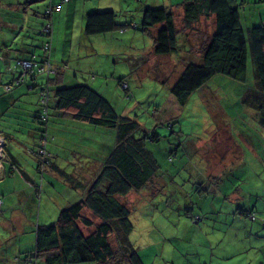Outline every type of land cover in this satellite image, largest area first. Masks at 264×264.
<instances>
[{
  "label": "rangeland",
  "instance_id": "rangeland-1",
  "mask_svg": "<svg viewBox=\"0 0 264 264\" xmlns=\"http://www.w3.org/2000/svg\"><path fill=\"white\" fill-rule=\"evenodd\" d=\"M55 1L61 2V8L55 9L52 15L53 30L50 37L40 31L49 20L43 15L49 0H0V53L7 45H22L21 50L14 47L15 51L9 55L13 64H16V57H21L19 51H23L25 46L30 47V56L36 53V59L41 60L45 53L43 45L51 38V57L55 67L62 69L66 75L71 72L77 74L75 82L89 84L113 104L119 115L136 118L145 126L146 132L156 128L159 138L148 139L147 143L160 164L157 177L137 192L131 191L119 198L130 205L134 229L129 238L144 263L199 264L200 255L206 251L208 255L211 254L210 242L214 243L215 258L226 254V250L231 247L250 249L255 256L254 249L260 244L264 245V222L259 218L254 220L246 217L236 212V209L241 202L240 197L246 196L243 202L245 206L249 197L260 198L264 202V184H259L261 179L253 178L250 181L248 178L249 171L257 167L264 171V128L256 126V123L261 124V104L259 111L254 107H246L241 96L245 83L221 72L213 74L192 91L183 104L171 92L186 63L200 60L202 48L215 27L214 17L200 18L204 28L199 22L198 27L181 28L178 50L157 53L153 48V35L160 24L152 27L150 32L131 24H136L144 5L170 8L171 4H175L174 8L182 11V7L176 5L181 0H114L118 4V7H114L118 12L117 20L131 24L94 34L85 33V21L82 25L81 18L85 19V13L91 8L90 2L95 0ZM241 1L234 3L243 5L241 20L245 27L264 22V0ZM30 5L38 7L41 13H27L25 6ZM181 15V12L175 14L178 27L182 25ZM30 18L35 22L28 21ZM195 31H198V35ZM249 66L252 67L250 59ZM16 68V73H19L21 66ZM251 73L250 69L247 82L252 80ZM27 74L24 72V75ZM38 75L42 82L47 78L43 72ZM122 79L127 80L128 87H123ZM171 119L175 120L172 125L168 123ZM74 120L77 123L68 124L70 130L66 126L67 122H57L53 117L47 121V128L42 123L45 120L39 122V126L47 132V135L41 136L46 138L49 158L53 161L60 155L59 164L69 172L75 170L76 178L70 173L67 175L69 179L50 178L47 172L49 163H45L43 174L35 168L36 183L33 182L35 187L38 186L37 181L43 182L42 198V190L36 187L35 204L28 211L29 214L25 215L24 209H21L22 212L6 209V215L11 213V216L8 225L0 222V264L6 261L13 264L12 256H15V247L20 243L28 248L24 253H34L35 240H31L29 235L32 233L35 237L38 222L51 221L67 201L79 199L85 190L82 182L89 169L87 165L104 160L103 147L99 151L91 149V146L97 147L92 145L94 140H103L104 146L108 141L109 148L113 144L114 128L98 126L92 129L80 124L84 121ZM4 123H7L5 115L0 119V125ZM31 127V124L26 123L16 132L27 140V145L31 144L28 147L11 136L5 139L0 133L5 150L7 143L8 148L16 150L20 163L25 168L31 167L30 170L38 164L32 150L37 151L43 141L39 131L32 144L34 137L31 132L35 129ZM60 128L65 129L64 133L72 141L77 136L72 148L66 142H61L63 135ZM0 129L3 127L0 126ZM65 139L68 137H63V141ZM186 139L193 143L201 140L202 146L192 152L190 157L183 151L189 148L186 144L171 151L177 143ZM73 148L77 153L70 162V149ZM10 179V184L16 185L15 179ZM185 209H189V213ZM82 212L93 222L89 226L82 224V229L88 233L99 218L87 207ZM192 213L201 214L198 221L191 219ZM22 222L28 225L25 231L23 227H18ZM202 223L205 230L201 229ZM37 261L38 264H44L40 259Z\"/></svg>",
  "mask_w": 264,
  "mask_h": 264
},
{
  "label": "trees",
  "instance_id": "trees-1",
  "mask_svg": "<svg viewBox=\"0 0 264 264\" xmlns=\"http://www.w3.org/2000/svg\"><path fill=\"white\" fill-rule=\"evenodd\" d=\"M238 1L181 0L176 5L181 6L182 11L175 9V4H171L170 8L147 4L142 7V13L138 16L136 24L119 22L117 20L118 12L114 9L90 10L85 13L84 31L87 34L104 33L131 24L143 31L150 32L152 27L161 24L153 35V48L157 53H169L179 48L178 34H180L181 28L196 27V23L202 16L206 18L213 16L215 27L207 39V44L202 48L200 60L186 63L183 72L172 86L171 92L177 95L178 100L183 104L190 93L213 74L217 72L227 74L245 83L242 86L241 96L246 107H254L256 111H259L261 104L260 125L262 126L264 125V22L245 27L241 20L243 5L241 6L240 2L234 3ZM30 7L31 5L25 6L27 12L32 11ZM60 8L61 2L49 0L43 12V15L49 20L42 25L40 31L50 37L53 30L52 15L55 9ZM35 10V13H41L38 7ZM32 12L34 14V11ZM177 12L182 14V25L179 27L176 26L175 21ZM46 44H50V48L45 47ZM52 45L51 38L44 43L45 53L41 60L36 59L37 54L33 53L30 57H16V64H13L12 58L5 59V55L0 54V84L7 92L20 85L27 89L33 88L36 84L35 80L39 76L37 73L43 72L47 74V78L44 82L39 83V108L35 118L41 122L45 120L42 122L45 123V128L48 127L47 121L53 117L52 112L55 111L59 115L82 120L93 128L98 126L114 128L115 140L95 178L84 188V194L74 202L62 207L59 214L48 223L38 222L35 228V237L32 233L29 235L30 239L34 238L35 240L34 253H24L28 248L20 249V243L15 247V256H12L13 264H38L37 259L42 260L44 264H72L85 261H89L90 264H145L141 254L129 238L134 229V223L130 218V205L128 206L119 198L131 191L137 192L157 177L160 164L148 146L147 140H156L160 134L154 129L146 132L145 126L136 118L119 115L113 104L89 84L85 82L61 84L58 80L66 72L54 66L55 63L51 57ZM23 59L34 62V72L21 64L20 61ZM249 59L252 67L249 66ZM17 66H21L19 73H16ZM250 69L252 80L247 82ZM24 72L28 74L24 75ZM54 84L55 86H53ZM44 88L49 91L47 103L41 98ZM42 118L44 119L42 120ZM168 121L172 125L175 120ZM39 131L41 138H43L41 135H47L44 127H40ZM74 140L77 142L76 135ZM181 144H185V141L177 143L171 151ZM32 151L38 161L35 168L43 174L45 169L40 170L42 160L39 157V151ZM46 158V163L49 165L53 163L49 156ZM5 162L8 165L7 172L19 173L25 184L33 187L34 193H36V187L40 190L43 189V182L37 181L36 185L38 186L35 187L36 182L34 183L32 180L34 178L31 177L32 179L29 180L24 175L18 164L8 158L7 150H5V157L0 165V174ZM259 170L261 171L260 168ZM263 173L264 171H249L248 178L250 181L253 178L261 179L259 184H264ZM245 177L247 178V175ZM86 181L82 182L83 186ZM0 194V197L4 196V193ZM19 207L21 208V206ZM84 207L91 209L99 218L89 233L84 232L80 225V222L85 226L93 223L92 219L83 214ZM21 209L25 210L23 207ZM21 209L18 211L22 212ZM185 211L189 213V209H185ZM244 211L246 216L256 219V211L253 208H244ZM26 214H29L28 211L25 212ZM190 217L196 222L201 214L192 213ZM30 219L33 220V218ZM20 225L24 231L28 227L23 222ZM209 246L212 248L211 254L208 255L206 251L200 255L199 264H211L210 257L214 253V244H209ZM234 249L243 252L241 248ZM245 253L249 257V251ZM227 255V253L224 254L226 260H228ZM1 258L3 259V255ZM3 264L9 263L6 261Z\"/></svg>",
  "mask_w": 264,
  "mask_h": 264
},
{
  "label": "crops",
  "instance_id": "crops-1",
  "mask_svg": "<svg viewBox=\"0 0 264 264\" xmlns=\"http://www.w3.org/2000/svg\"><path fill=\"white\" fill-rule=\"evenodd\" d=\"M84 3H86V2H84ZM84 3L82 4V7L84 6ZM89 7H91L90 10H97V9L106 10V9H112V8L114 10H117L114 7H118V4L116 2L114 3V0H95V1L90 2ZM30 8H32V11H34V13H35V11H36L35 8H37V7L35 5H31ZM32 11L30 14H33ZM83 20L85 21L84 17L81 18V24L82 25H83ZM28 21H34L35 22V20H33L32 18H30ZM198 22H199V25H201L203 27L201 19ZM160 26H161V24H160ZM196 27H198V24L196 25ZM196 32L198 35V31H195V33ZM182 34H185V36H189V34H187V32L182 33ZM21 46L20 45H7L6 48L4 49V51L0 54L5 55V59H9L10 53L15 51L14 47H17L16 50H21L20 49ZM19 52H20L19 56H23V57H30V54L32 53L30 50V47H26V46L24 47L23 51H19ZM5 62L7 63L6 60H5ZM39 77L40 76H38V78L35 80L36 81L35 86L33 88H29V89L25 88L23 85H20V86L14 87L13 90L7 92L4 90V88L0 84V119H2L3 115H5L6 121H7V123L0 125L1 127H3V129H0V133L5 137V139L10 138L9 136H11L14 139H17L22 145H24L26 147H28V145H31V144L27 145V140L25 138L17 135L16 132L19 131L18 129L20 126H23L26 123L31 124L33 126L31 128L35 129V131L31 132V135L34 137L32 144L36 140L35 138L37 137L39 129H40V126H39L40 121L38 120V118H35V117H37V112H38V108H39V105H38L39 104V83L42 82V80H40L41 78L39 79ZM75 79H77V74H75L74 72L72 74V72H71L68 75L64 74L63 77L60 78L58 81L61 84L67 85V84L75 83ZM242 91L243 90L241 89V93H242ZM178 111H176V113H178ZM53 119H56L57 122H59V121L60 122H67L66 126L68 127L69 130H70V128H69L70 126L68 125L69 123H74V122L77 123L74 119H72L70 117H65L63 115H59V113H57L55 111H53ZM80 124L83 126L91 127L92 129H94L91 125L89 126V124L86 122L80 123ZM256 126L260 129L264 128V125L260 126L258 123H256ZM60 130L62 131L61 135H63V137H68V139H65L66 141H63V137H62L61 142H66V144L72 148L73 144L76 143L75 140H73V141L70 140L69 135L64 133L65 129L60 128ZM154 130H156V128H154ZM114 140H115V137H114ZM200 141L201 140H198L197 143H193V142H189L186 139L185 144L188 145L187 147H189V148L184 149L183 150L184 153H186L190 157L192 152L198 151L200 149V147L202 146ZM103 142H104L103 140H100V142H97L96 140H94L92 145H96L97 147L91 146L92 147L91 149L95 150V151H99V149H102V147H103L104 148L103 155L102 154L101 155H102L103 159H105V157L108 155L111 147L109 148L110 143H108V141L106 142L105 146H104ZM77 144H79V143H77ZM6 150L8 153V158H10L11 160H13L15 163L18 164L19 168L24 173V175L29 179H32L31 177L34 178L35 166L32 168V170H30L31 167L25 168L24 165L22 163H20L18 157L16 156V150L8 148L7 143H6ZM70 150H71V156L69 157V159H70V162H72L71 159L76 157L77 152L74 150V148L70 149ZM59 158H60V155L55 157V160L52 161L53 163L50 164L51 166L49 165V169L47 170V172H49L50 178L60 179L59 177H63V178L69 179L67 176L69 173L72 174L76 178V175L74 174L75 170L72 172L67 171L63 166H61L59 164V162H58ZM89 161H91V160H89ZM262 161H264V158L262 159ZM102 162H103V160L98 161L95 164L90 162L87 165V168L89 167V169L86 171L87 174L85 175V178L87 181L85 180L86 182H85L84 188L87 187L89 185V183L95 178L96 173L99 169L98 165H101ZM2 169H3V172H2ZM7 171H8V165L5 162L3 164V167L1 168V174H0V193H4L3 202H2V205L0 208L1 213H2L0 216V222L5 226L10 223L9 216H11L10 212H9L10 213L9 216L6 215V212H7L6 209H10V211H13L15 209H21L19 207V206H21V207L25 208V211H31L34 204H35V199H34L35 190L33 189V187L27 186L25 184V182L23 181L22 176L19 173H17V172L12 173V172H7ZM256 171L262 172L259 170V167H257ZM72 175H71V177H73ZM252 177H256V176H252ZM10 178L15 179L16 185L10 184V181H11ZM32 180L36 182L35 178ZM262 188L263 187H261V189ZM235 191H238V190H235ZM243 191H246V190H243ZM42 193H43V189H42V192L40 194L41 198H42ZM240 200H241V202L239 203V206L240 205H242V206L241 207L237 206L236 212L241 213L244 216H246L245 215L246 212L244 211V208L245 209L253 208L256 211V216L254 215L256 217V219L259 218L262 222H264V208L262 207L264 205V202H261L260 198L254 199L253 197H249L248 202H247V206H245V204H243V202L246 201V196L240 197ZM74 201L75 200L67 201L64 206H66V205H68ZM16 211H18V210H16ZM258 213L260 215L259 217H258ZM246 217H248V216H246ZM251 219L256 220L255 218H251ZM45 223H48V222H45ZM82 224L83 223L80 222L81 226H82ZM20 226L21 225L19 223L18 227H20ZM200 226H201L202 230H205L204 223H202ZM252 228H253V225L250 226V230H252ZM12 233H13V230H12ZM9 237H12V235L11 236L9 235ZM1 242H2V240L0 239V244H1ZM212 244H214V243L210 242V245H212ZM19 248L22 250L24 249L22 244H20ZM234 248L231 247L230 250H226L227 254L229 255V258L227 255L228 260H226V256L222 255L223 253H220V255H222V256H219L217 258L214 257V253H213L212 257H210V263L211 264H264V245L263 244H260L257 248L254 249L255 256L249 250V257H247L248 254L245 253V252H248V249H242L243 250V252H242V251L234 249Z\"/></svg>",
  "mask_w": 264,
  "mask_h": 264
},
{
  "label": "built area",
  "instance_id": "built-area-1",
  "mask_svg": "<svg viewBox=\"0 0 264 264\" xmlns=\"http://www.w3.org/2000/svg\"><path fill=\"white\" fill-rule=\"evenodd\" d=\"M50 44H46L45 47L50 48ZM21 64L26 68V69H31L32 72H34V62L32 60L29 59H23L20 61ZM39 68L41 69V67L39 66ZM123 87L127 86V82L126 81H122ZM41 98L42 100L47 103L48 98H49V91L47 88H44L41 94ZM46 138H43L42 141V145L39 147L38 151H39V157L42 160V162L40 163V170L44 169V165L46 163V157L48 156V150L46 148ZM5 157V148H4V143H3V138L0 136V165L2 163V160ZM2 204V198L0 197V206Z\"/></svg>",
  "mask_w": 264,
  "mask_h": 264
},
{
  "label": "clouds",
  "instance_id": "clouds-1",
  "mask_svg": "<svg viewBox=\"0 0 264 264\" xmlns=\"http://www.w3.org/2000/svg\"><path fill=\"white\" fill-rule=\"evenodd\" d=\"M123 80L127 82V80H126V79H123ZM123 80H122V81H123ZM126 87H128V82H127V86H126Z\"/></svg>",
  "mask_w": 264,
  "mask_h": 264
}]
</instances>
